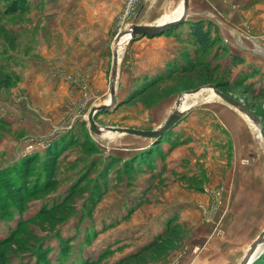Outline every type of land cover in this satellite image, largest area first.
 <instances>
[{
  "label": "rangeland",
  "instance_id": "obj_1",
  "mask_svg": "<svg viewBox=\"0 0 264 264\" xmlns=\"http://www.w3.org/2000/svg\"><path fill=\"white\" fill-rule=\"evenodd\" d=\"M126 1L115 24L117 42L135 24L138 0L124 17ZM47 2L29 0L28 10L3 14L0 0V264L198 263L202 251L196 254L189 244L190 225L221 208L215 231L222 234L237 187L233 167H242L245 176L262 175L264 0H195L200 16L182 23L190 28L202 20L213 45L203 51L182 41L173 67L153 77L167 78L141 97L122 101L129 84L117 71L116 104L97 113L100 125L156 128L180 96L200 88L189 93L191 106L158 145L138 135L90 130L88 108L111 96L110 63L104 61L99 89H76L84 73L49 56V48L59 47L48 36ZM134 83L129 96L143 87ZM214 87L257 119L224 101ZM62 135L67 144L49 164L46 156ZM171 150L172 162H166ZM145 151L146 160H134ZM211 178L219 182L216 197L205 206L198 193L213 187ZM255 187L262 191L264 185ZM262 204L260 199L259 213ZM189 210L200 214L192 217ZM259 227L261 233L264 223ZM252 242L235 250L234 264ZM251 264H264V248Z\"/></svg>",
  "mask_w": 264,
  "mask_h": 264
},
{
  "label": "crops",
  "instance_id": "obj_2",
  "mask_svg": "<svg viewBox=\"0 0 264 264\" xmlns=\"http://www.w3.org/2000/svg\"><path fill=\"white\" fill-rule=\"evenodd\" d=\"M196 2L189 0L187 20L200 16ZM47 3L45 18L48 20L46 24L48 36L57 38L59 47L58 49L54 46L49 48V56L57 58L61 63L62 60H66L65 64L70 72L94 75V77L91 75L94 80L92 78L87 80L83 74L84 82L81 81L75 85L76 89L81 91L83 86L89 89H99L100 81L105 73L103 67L107 65L104 61H109L112 68L113 51L116 48L117 27L115 24L120 18L124 0H48ZM182 4L183 0H138L135 6L134 22L135 24L156 25L172 20L180 15L179 10ZM188 25L189 23L185 22L154 36L137 35L118 50L117 71L123 74V81L129 84V90L125 91L123 99L131 91V84L135 81V85L140 84L146 77L166 72L173 67L174 62L183 52L180 47L182 41L189 40ZM58 87L61 90L69 85ZM78 120L81 123L84 122L82 117ZM239 132L240 129L236 131V133ZM175 150L169 152L166 162H172L171 157ZM257 164L260 169L263 167L260 178L245 176L242 167H233L231 179L235 181L237 187L233 195L231 214L224 218L222 234L215 231L217 229L216 220L220 216L221 208L213 212L210 219L202 218V216L200 220H196L197 223L195 221L190 225L193 237L189 244L196 254L202 251V260L196 264H234L233 257L237 255L235 250L237 248L241 250L260 233L259 225L264 223V210L259 213L258 209L260 208L259 200L264 201V197L260 198L259 195H264V188L260 191L255 184L264 185V160ZM218 183L211 178L208 184L213 187H209V191L198 193L202 200L207 202L205 206L215 199L214 191ZM225 183L226 180H224ZM223 198H227L225 193H223ZM262 206L264 209V204ZM201 213L204 215L203 211ZM187 214L195 217L200 213L196 210H189ZM261 214L262 222L258 219Z\"/></svg>",
  "mask_w": 264,
  "mask_h": 264
},
{
  "label": "water",
  "instance_id": "obj_3",
  "mask_svg": "<svg viewBox=\"0 0 264 264\" xmlns=\"http://www.w3.org/2000/svg\"><path fill=\"white\" fill-rule=\"evenodd\" d=\"M183 10L182 13L172 20H168L156 25H143V24H132L129 28L130 32V39H133L137 35H147V36H154L156 34H161L179 24H181L188 16V7H189V0H183L182 4ZM117 41H116V48L113 51V64L111 68V84H110V102L101 103L95 105L90 108L87 114V123L89 124L90 130L96 134H101L102 131H109L113 133L119 134H133L138 135L145 138H151L153 140L161 139L162 136L169 131L185 114V110L180 108V98L176 101V106L169 114L168 118L164 121L163 124L159 125L156 128H137V127H128V126H113V125H100L96 122L95 117L97 113L101 110H107L109 107H113L116 104V97H115V81L117 75V65L119 60V51L117 48ZM212 86V84H209ZM200 90V88H194L188 90L187 93H196ZM215 93H217L224 101L233 104L234 106L238 107L240 110L245 111L249 114L252 118L257 119L256 115L252 113L247 107L242 105L239 101L232 98L231 96L219 91L216 87H214ZM263 138H264V129L260 130ZM264 230L257 236V238L250 244L246 254L243 256L242 260L239 264H251L252 261L256 258V255L262 251L264 248Z\"/></svg>",
  "mask_w": 264,
  "mask_h": 264
},
{
  "label": "trees",
  "instance_id": "obj_4",
  "mask_svg": "<svg viewBox=\"0 0 264 264\" xmlns=\"http://www.w3.org/2000/svg\"><path fill=\"white\" fill-rule=\"evenodd\" d=\"M28 5H29V0H5V6H4L5 10H4L3 14L22 13V12L28 10V7H29ZM188 36H189L188 39L190 41H192L194 44L200 46L203 51H207L213 45V39L211 36V31H210L209 27H207V25L202 20H198V21L192 23V25L190 26V28L188 30ZM153 77L154 76L146 77L144 80H142L140 82V84H137L138 86H136V87L140 88V85L141 86L143 85V87H141V89H139L134 94H132V96H129V93H128L126 96V99H124L122 101L129 102L130 100H132L136 97L137 98L141 97L142 95H144L146 93V91H148V89L155 87L158 83H160L162 80L167 78V77H157V79H156V77L155 78H153ZM218 85L221 86L224 84L220 83ZM82 124L84 125L85 122H83ZM161 140H162V138L156 139L153 142L158 145L159 141H161ZM67 141L68 140L64 137V135H62L59 138L58 142H56L54 144V146L52 148H50L51 153H49L46 156V158H48L49 164L53 163L54 160L52 157H55V155H57L56 153L59 152V149L61 147L65 146L67 144ZM75 142H77V140ZM153 147H155V146H153ZM149 149H150V151L152 150V148H149ZM147 153L148 152H146V151L142 152V154L135 156L134 160L136 161L137 158H140L142 161L146 160L143 157H148V155H145ZM56 158L57 157H55V159ZM14 187H16V186H14Z\"/></svg>",
  "mask_w": 264,
  "mask_h": 264
},
{
  "label": "bare ground",
  "instance_id": "obj_5",
  "mask_svg": "<svg viewBox=\"0 0 264 264\" xmlns=\"http://www.w3.org/2000/svg\"><path fill=\"white\" fill-rule=\"evenodd\" d=\"M182 10H183V7L181 6L180 10H179L180 14L182 13ZM129 36H130V32L129 31H127V32L122 34V36L119 38L118 43H117L118 50L121 49L123 47V45L128 41ZM192 94H194V93H192ZM190 96H191V94H189V93H185L184 95L181 96V98H180V108L182 110H186L187 108H189L191 106V103L188 102V98ZM194 96H196V95H194ZM107 102L109 103L110 99H108ZM105 133L106 134H112V132H109V131H105Z\"/></svg>",
  "mask_w": 264,
  "mask_h": 264
},
{
  "label": "built area",
  "instance_id": "obj_6",
  "mask_svg": "<svg viewBox=\"0 0 264 264\" xmlns=\"http://www.w3.org/2000/svg\"><path fill=\"white\" fill-rule=\"evenodd\" d=\"M133 2L134 0H127L126 1V4H125V8H124V13H123V16L124 17H127L133 7Z\"/></svg>",
  "mask_w": 264,
  "mask_h": 264
}]
</instances>
